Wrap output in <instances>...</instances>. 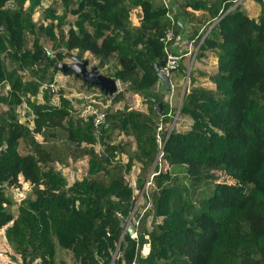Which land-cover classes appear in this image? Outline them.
<instances>
[{
  "label": "trees",
  "instance_id": "16d2710c",
  "mask_svg": "<svg viewBox=\"0 0 264 264\" xmlns=\"http://www.w3.org/2000/svg\"><path fill=\"white\" fill-rule=\"evenodd\" d=\"M192 1L182 0L171 24L164 1L53 0L36 21L42 0H0V230L20 258L10 264H264V0H256V17L242 3L231 8L237 0ZM134 7L139 25L130 18ZM180 13L199 45L194 61L212 52L217 68L207 75L192 67L172 109L156 64L172 27L176 52ZM73 49L82 58L90 50L99 70L117 59L112 77L142 95L147 111L113 109L122 90L105 97L72 70L111 100L105 123L81 116L85 99L63 89L53 104L57 64ZM183 58L172 71L178 78L188 73ZM23 103L31 120L20 118ZM115 133L124 139L110 141ZM166 137L151 189L137 203L135 187L143 188ZM82 159L87 170L69 183L56 164ZM137 163L134 187L127 174ZM25 182L30 189L17 203L10 189ZM131 213L135 236L121 226Z\"/></svg>",
  "mask_w": 264,
  "mask_h": 264
},
{
  "label": "rangeland",
  "instance_id": "374dc122",
  "mask_svg": "<svg viewBox=\"0 0 264 264\" xmlns=\"http://www.w3.org/2000/svg\"><path fill=\"white\" fill-rule=\"evenodd\" d=\"M52 1L53 0H42V5L38 7L37 10L34 12V15H33L34 20L37 21L38 19L41 18L43 9L47 7L48 5H50ZM152 1L155 2L156 4L157 3L161 4L163 0H152ZM239 3L240 4L242 3L241 4L242 8L244 9V11H247L250 16L252 17L258 16L260 12V4L256 0H241ZM132 22L135 25L140 24V20H134V21L132 20ZM44 44L48 49L51 48V42L48 39L44 41ZM72 52H73V55H75L77 50L73 49ZM210 53L211 54L208 56V58L199 60V62L194 61V58L192 56L193 53H192L191 56H188L189 59L186 65H188V68L196 67V69H200L201 71L205 72L207 75H210V74L212 75L216 71V68H217V56H214L212 52ZM84 58L89 59L90 61L89 68L92 65H97L99 62V58L96 57L90 50L85 51ZM64 62L72 63L71 57L68 55L66 58H64ZM109 65H110L108 68L109 70H104L106 68L105 67L103 69L101 68L100 71H102L103 73L107 72L110 74V76H112L115 69L119 66L117 59H112ZM179 74H180L179 71H175L171 75L172 76L171 81L174 84V88L172 87V90H171L172 92L168 93L164 85H162V88H160L161 91H164L165 93L164 97L167 101H169V105L172 109L179 107L181 100H182V95L185 91L184 89L189 84V81L188 82L186 81V77H182V78L176 77L177 75L179 76ZM200 82L207 87H214L215 85L214 82H212L210 79L206 77H203ZM4 89H6V87H4ZM50 89L52 90V92H54V96L51 99V102L55 105L59 104L60 102L59 100L60 89H63L65 91L66 96L69 98L74 99L76 97L77 98L83 97L85 99V102H84L85 105L90 106V107L84 106L80 109V115L85 118L91 115L95 110L100 111L106 108L107 106L112 105L111 100H105L103 98L102 93H100V89L98 87H93L91 90H88V86L85 85L80 80L76 79L73 73H67V72H63L59 70L56 73V82L52 84ZM118 89L123 91L124 98L120 100L118 103L114 104L113 109H117V108L123 109L124 106H128L130 108H137L143 111H147V104L142 95L133 93L127 90L126 87L121 83L119 84ZM86 90H88V92ZM36 99L38 100V103L43 102L41 91L38 93ZM74 105L76 108H80L79 103L77 101H74ZM2 109H5V106L0 104V111ZM17 110H18L21 120L25 121L29 119L31 120L33 118V115L31 114L29 117L26 116L27 113H29L28 111H30V109L26 106L25 103L21 104L17 108ZM176 113L177 111L175 112V115ZM175 115H174V119H177V115L176 116ZM187 126H188L187 121H185V123L183 124H178V128L183 129V130ZM113 136L114 137L110 139V141L112 142H116V141L118 142L120 139H124L125 137L124 135H119L117 133H115ZM38 139H41V137L38 136ZM97 149H100L99 145H97ZM122 159L124 162H126L128 159L127 155H124ZM56 165H57V168H59L63 172V174L67 177L69 183H72L77 178H81L82 175L87 170V163L85 159L77 160L76 162L72 161L70 162L68 166L67 165L63 166L61 164H56ZM139 171H140V165L139 163H137L133 167L132 171L129 174H127V179L131 182V184L134 187L136 186V179L139 174ZM220 180L221 181L227 180L229 182H233L231 178L225 176L224 174H221ZM29 189H30L29 183L25 182L22 188H11L10 193L12 194V197L18 203V201H20L25 196V194L28 193ZM146 189L147 190L151 189V180H150V183L146 184L144 190ZM134 192L138 197L137 203H139V201L142 203L143 202L142 189H137L135 187ZM12 210L15 212L16 206H14ZM13 253L14 251L11 249V247L6 241L4 230H0V264L13 263L14 261L12 258Z\"/></svg>",
  "mask_w": 264,
  "mask_h": 264
},
{
  "label": "water",
  "instance_id": "95a60500",
  "mask_svg": "<svg viewBox=\"0 0 264 264\" xmlns=\"http://www.w3.org/2000/svg\"><path fill=\"white\" fill-rule=\"evenodd\" d=\"M241 0H237L234 5L231 8H234L237 4H239ZM192 2H196L195 0H193ZM212 27H210L209 30H211ZM208 30V31H209ZM208 31L206 32V34L208 33ZM205 34V36H206ZM72 59V63H67V62H60L57 64V67L63 71V72H67L68 70H72L74 71L75 75L77 77H81L83 79V81L88 82L90 84L96 85L98 86L103 92H104V96L106 97L107 95H114L117 91H118V87H119V80L110 76V75H106L103 72H100L99 68L97 67V65H92L89 68V64L90 61L87 58H82L79 57L77 55H69ZM165 64V58H163L159 63L156 64V71L160 77V79L166 84L167 89L170 90L171 89V79L169 76L165 75L164 73H162L161 71H159L160 66H163ZM190 69L188 68V73L186 75V81L188 82L189 80V73H190ZM186 86V85H185ZM185 90V89H184ZM185 92V91H184ZM184 94V93H183ZM183 97V95H182ZM158 104V109L159 111H161L162 109V103L159 100H155ZM182 101V100H181ZM167 137L164 140V142L162 143L161 147H160V151L159 154L156 158V161L145 181V184L142 188V191L145 189V186L147 183H150V179L153 176V171L154 168L158 162V160L160 159V156L162 154L163 151V147L166 143ZM133 213H131V215L128 217V219L126 221H121V226L123 227V233L124 232H129V234L131 236H135L137 231L136 229L132 226L131 224V218H132ZM141 238L144 237L143 234L140 235Z\"/></svg>",
  "mask_w": 264,
  "mask_h": 264
},
{
  "label": "crops",
  "instance_id": "0c3cea01",
  "mask_svg": "<svg viewBox=\"0 0 264 264\" xmlns=\"http://www.w3.org/2000/svg\"><path fill=\"white\" fill-rule=\"evenodd\" d=\"M168 1H169V3L172 4V11L174 12V14H177V12L179 10L178 5L182 2V0H168ZM162 3H163V1H162ZM197 13H199V12H197ZM178 16H179L180 24H182L184 26V28L178 34V36L176 38V41L173 44V47H174L176 53L184 55L183 56L184 58H183L182 62L186 65L187 62H188V59H189L188 56H191L192 53H193L192 56L194 58L195 52L198 49L199 45L195 46L194 39L190 38V35L192 34V31L189 28V25H188V23L186 21V18L184 16V14L182 15V13H180ZM130 18L133 21L134 20H140V22H141L142 19H141V15H140V9L137 8V7H134L131 10V12H130ZM203 59H205V58H203ZM162 85H164V83L161 81V83H159V85H158L159 89L162 88ZM172 87L174 88V84L171 81V89H172ZM41 94H42V92H41ZM87 106L85 105V107H87ZM88 107H90V106H88ZM2 230H4V229H2ZM60 254H62V253L58 252V255H60ZM12 258L14 260L13 263L15 262V260L20 262L19 256L16 255L15 253H13ZM68 258H70V257H68Z\"/></svg>",
  "mask_w": 264,
  "mask_h": 264
},
{
  "label": "built area",
  "instance_id": "2783aa9c",
  "mask_svg": "<svg viewBox=\"0 0 264 264\" xmlns=\"http://www.w3.org/2000/svg\"><path fill=\"white\" fill-rule=\"evenodd\" d=\"M164 6L167 8L166 17L169 18L171 21V24H174L176 19L174 17V12L172 11L171 7L172 4L169 3L168 0H163ZM175 37L173 27L168 29L165 33V35L161 38V40L164 42V49H165V64L160 67L159 71L164 73L165 75L169 76L171 75L173 70H176L178 66L181 63V59L184 55L178 54L174 51H172V46H170V42L172 41V38ZM92 114H94V122L95 126H99L100 124L105 123L106 120V112L104 110L100 111H94Z\"/></svg>",
  "mask_w": 264,
  "mask_h": 264
},
{
  "label": "clouds",
  "instance_id": "9594fccd",
  "mask_svg": "<svg viewBox=\"0 0 264 264\" xmlns=\"http://www.w3.org/2000/svg\"><path fill=\"white\" fill-rule=\"evenodd\" d=\"M161 81H162V80H161ZM119 82H120V81H119ZM162 82H163V81H162ZM163 83H164V82H163ZM164 84H165V83H164ZM51 86H52V85H51ZM51 86H50V87H51ZM44 87H46V86H44ZM44 87H43V88H44ZM118 90H119V89H118ZM160 157H161V156H160Z\"/></svg>",
  "mask_w": 264,
  "mask_h": 264
}]
</instances>
